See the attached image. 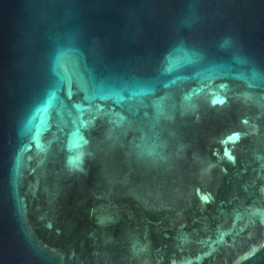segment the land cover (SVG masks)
Segmentation results:
<instances>
[{"label": "water", "instance_id": "water-1", "mask_svg": "<svg viewBox=\"0 0 264 264\" xmlns=\"http://www.w3.org/2000/svg\"><path fill=\"white\" fill-rule=\"evenodd\" d=\"M0 264H264V0H0Z\"/></svg>", "mask_w": 264, "mask_h": 264}]
</instances>
